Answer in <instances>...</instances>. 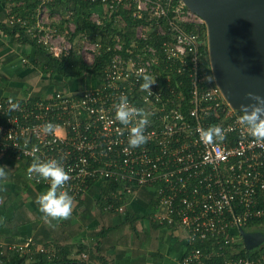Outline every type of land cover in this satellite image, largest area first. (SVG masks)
<instances>
[{
    "label": "built area",
    "instance_id": "2783aa9c",
    "mask_svg": "<svg viewBox=\"0 0 264 264\" xmlns=\"http://www.w3.org/2000/svg\"><path fill=\"white\" fill-rule=\"evenodd\" d=\"M82 1L98 5L88 16L91 24L102 26L119 11L138 22L134 39L128 46L119 34L107 36L111 42L106 43L85 33L72 40L74 23L69 35L48 24L52 0H40L32 13L25 8L30 19L8 14L7 26H17L53 58L73 52L87 65L102 54L108 61L93 84L74 92L34 100L0 96V165L25 161L26 182L47 190V182L29 179L27 170L35 158L58 160L70 176L65 190L72 207L91 187L112 182L119 187L102 196L105 213H123L137 192L147 191L152 221L184 234L188 250L181 264H264V243L249 255L240 234L264 230V143L241 123L243 113L226 100L210 64L209 72L199 65L203 44L208 53L203 19L181 0ZM18 3L24 7L26 1ZM123 25L116 16L122 34ZM152 34L162 38L158 46L148 44ZM146 76L155 81L149 91L141 88ZM121 95L149 120L147 142L135 149L126 150L136 121L123 126L114 119ZM9 100L19 107L12 108ZM46 122L55 125L48 134L40 127ZM212 125L222 128L224 139L200 141V130ZM33 247V239L0 244V256H24ZM34 252L46 254L47 248Z\"/></svg>",
    "mask_w": 264,
    "mask_h": 264
},
{
    "label": "crops",
    "instance_id": "0c3cea01",
    "mask_svg": "<svg viewBox=\"0 0 264 264\" xmlns=\"http://www.w3.org/2000/svg\"><path fill=\"white\" fill-rule=\"evenodd\" d=\"M14 8L21 6L0 0V24L6 25ZM31 41L28 35L0 30V96L29 95L34 100L57 91L74 92L95 82L87 76L64 83L58 77L50 80L43 57ZM0 166L10 170L8 179L0 183V244L33 239L36 247L23 256L26 262L38 258L35 249L46 247L47 253L41 255L48 260L64 254L77 264H181L186 251L184 234L152 221L153 202L147 191L137 192L123 213H105L98 201L100 188L93 186L67 219L45 223L35 201L46 189L29 185L20 165L6 162ZM13 254L5 255L9 259Z\"/></svg>",
    "mask_w": 264,
    "mask_h": 264
},
{
    "label": "water",
    "instance_id": "95a60500",
    "mask_svg": "<svg viewBox=\"0 0 264 264\" xmlns=\"http://www.w3.org/2000/svg\"><path fill=\"white\" fill-rule=\"evenodd\" d=\"M206 25L209 64L214 80L235 110L264 98V0H181ZM250 252L264 234L240 231Z\"/></svg>",
    "mask_w": 264,
    "mask_h": 264
},
{
    "label": "trees",
    "instance_id": "16d2710c",
    "mask_svg": "<svg viewBox=\"0 0 264 264\" xmlns=\"http://www.w3.org/2000/svg\"><path fill=\"white\" fill-rule=\"evenodd\" d=\"M26 4L23 8L20 10L13 9V12L15 14L21 15L23 17L27 16L25 13V8H29L30 10H35L37 4L40 0H25ZM49 7L56 6L55 12L62 14V22L60 23V28L64 25H67L69 22H73L75 24V30L74 33L71 34V39H75L76 37H79L80 34L85 33L86 35L90 36L91 39L101 40L102 43L111 42L107 39V36H112L115 34H119L121 36H124V46H128L130 42L134 39V31L132 28L134 26L139 25L138 22H130L128 18L121 14L119 11V15H111V17L104 21V24L102 26H97L95 24H91L88 20V16L92 10H94L98 5L96 3H90L88 1H74V2H66L64 0H52V2H49ZM47 5V6H48ZM97 9V8H96ZM12 12V13H13ZM70 14L69 18H64L66 14ZM118 17L119 23L126 28V31L124 34H122L121 28L118 29V27H115V18ZM122 19V22L120 20ZM0 28L2 30H6L8 33L13 34H25L24 31H21L17 26L15 27H9L7 25L0 24ZM63 28V27H62ZM192 27H187L186 30H191ZM203 31V27L200 28ZM152 31V30H151ZM201 33V32H200ZM150 40L147 41L148 44L157 45L162 38L150 36ZM200 38L205 42V37L203 33H201ZM23 39H26V37H23ZM30 43V41H29ZM31 44H33L35 47H37V53L42 55L43 61H44V67L46 70L50 73V80H53L54 77L67 79V80H80L85 78L86 76L90 78L91 81L94 82L95 78L100 76V69L102 66L106 64L108 61V55L102 54L92 65H87L83 63L79 57L73 52H71L69 55H63L59 58H53L47 52L45 51L44 47L41 45H37L35 41H31ZM158 46V45H157ZM200 53V62L199 65L201 68H204L207 72H209V59H208V53L206 45L203 44L199 48ZM177 77V75L175 76ZM180 80L184 81V76L179 77ZM15 164V163H14ZM20 165L22 168H24V172L26 171V165L25 161L16 163ZM119 186L113 185L112 182H103L101 185H99L100 191H99V199L98 201L100 203H103V197L107 190L110 188H117ZM153 206V203H152ZM166 227V226H163ZM168 228V227H166ZM173 231V228H170ZM262 234H264V230L260 231ZM201 247V245L196 246ZM262 249H264V244L261 246ZM185 253L188 250V246L185 244ZM242 254H245V251H242ZM254 254L253 251L249 252V255ZM7 255L0 256L1 263L0 264H77L72 261L66 260L65 255L61 254L60 256H57L54 259L48 260L46 256L44 255H38V258L36 257L32 262H26V258L23 256H19L17 254H13L8 256Z\"/></svg>",
    "mask_w": 264,
    "mask_h": 264
},
{
    "label": "clouds",
    "instance_id": "9594fccd",
    "mask_svg": "<svg viewBox=\"0 0 264 264\" xmlns=\"http://www.w3.org/2000/svg\"><path fill=\"white\" fill-rule=\"evenodd\" d=\"M211 79L213 78L209 77V80ZM154 83L152 78L146 76L141 88L149 91L150 86ZM247 96L255 103L241 106L243 110L241 123L257 141L264 143V98L251 93H248ZM9 103L12 108L19 107L18 104L11 103V100ZM114 119L123 126H128L131 122L136 121L130 128L126 150L138 148L147 142L145 127L149 124V120L146 117L141 118V110L130 106L128 98L124 95L120 96L119 102L115 106ZM40 127L43 133L48 134L55 125L46 122ZM223 139L224 133L219 126L212 125L200 130V141L204 143L211 144L215 140ZM9 171L6 166H0V183L8 179ZM27 173L29 179L35 176L37 181H45L48 184L47 190L39 194L35 201L42 220L45 223H50L52 220L67 219L73 212V197L65 190L66 182L70 176L61 163L56 159L41 161L39 158H35Z\"/></svg>",
    "mask_w": 264,
    "mask_h": 264
},
{
    "label": "rangeland",
    "instance_id": "374dc122",
    "mask_svg": "<svg viewBox=\"0 0 264 264\" xmlns=\"http://www.w3.org/2000/svg\"><path fill=\"white\" fill-rule=\"evenodd\" d=\"M20 0H12V2L14 3H16V2H19ZM21 8H23V7H21ZM52 8H56V6H51V8L49 7V5L46 7V13H47V15H49V18H48V24H51V27L52 28H54L57 32H60V33H66V34H71V32H69L68 31V27H72V23L73 22H69L67 25H64V26H62L61 28L59 27L60 26V23L62 22V14L60 15V13H58V12H55V9H52ZM14 9H16V8H14ZM13 14H15L14 12H13ZM30 17H32V16H27V18L28 19H30ZM33 17H35V16H33ZM45 17V16H44ZM64 18H66L67 19V14L64 16ZM44 19V18H43ZM64 33V34H65ZM65 36V35H64ZM66 37V36H65ZM66 39H68L67 37H66ZM73 42V41H72ZM71 42V43H72ZM80 54V53H79ZM78 57V56H77ZM81 60V59H80ZM82 61V60H81ZM86 61H88V60H86ZM90 61H92V59H90ZM68 81H71V80H67V79H64V81H63V83L64 82H68ZM83 85V84H82Z\"/></svg>",
    "mask_w": 264,
    "mask_h": 264
}]
</instances>
